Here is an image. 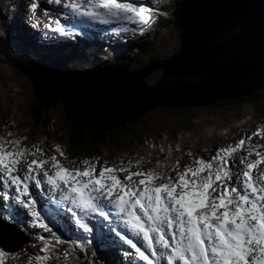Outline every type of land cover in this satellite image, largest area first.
Segmentation results:
<instances>
[{
    "label": "snow or ice",
    "instance_id": "snow-or-ice-1",
    "mask_svg": "<svg viewBox=\"0 0 264 264\" xmlns=\"http://www.w3.org/2000/svg\"><path fill=\"white\" fill-rule=\"evenodd\" d=\"M161 2L151 0L152 6H148L144 0H45L46 4L60 6L59 13L69 22H76L71 30L59 19H51L46 9L42 16L49 22L45 23L38 14L37 0L27 5V12L33 29L43 23L45 29L65 37L82 34L88 23L109 26L115 34L143 35L155 22ZM7 135L11 137L12 133ZM256 136L264 138L261 129L232 145L218 147L207 159L188 153L191 159L183 170L179 156L163 168L160 160L144 168L142 157L135 160V170L131 160L125 166L123 159L101 163L99 157L72 161L73 166L66 168L55 154L47 156L37 145H24V138L2 140L0 184L4 190L0 198L5 208L11 201L28 219L21 221L9 211L0 212V220L49 234H37L45 242L35 255L37 261L51 257L49 245L55 247L52 241L76 245L50 226L51 221L38 208L35 197L39 194L57 206L62 204L80 229L88 234L95 231L100 243L109 240L105 227L108 233L114 232L134 250L136 259L130 264H136V260L145 264H264V170L259 168L264 163V144L253 143ZM149 147L155 149L156 145ZM173 150L180 151L171 146L158 149L169 156ZM56 151L65 156L59 146ZM237 152L245 153L239 163L234 159ZM253 153L257 159H250ZM90 220L97 223L91 224ZM113 221L122 223L144 250L112 227ZM6 255V248L0 246V258ZM64 255L67 258L68 250Z\"/></svg>",
    "mask_w": 264,
    "mask_h": 264
},
{
    "label": "water",
    "instance_id": "water-1",
    "mask_svg": "<svg viewBox=\"0 0 264 264\" xmlns=\"http://www.w3.org/2000/svg\"><path fill=\"white\" fill-rule=\"evenodd\" d=\"M174 56L140 72L80 74L43 66L31 75L46 107L61 101L70 122L93 130L136 122L160 106L243 98L264 88V0H184ZM162 68L154 85L147 76Z\"/></svg>",
    "mask_w": 264,
    "mask_h": 264
},
{
    "label": "rangeland",
    "instance_id": "rangeland-1",
    "mask_svg": "<svg viewBox=\"0 0 264 264\" xmlns=\"http://www.w3.org/2000/svg\"><path fill=\"white\" fill-rule=\"evenodd\" d=\"M164 1L167 3L168 1L172 2L175 0ZM17 6L16 0H0V27L4 29L5 27H11V21ZM173 7V5L170 6V8ZM170 31L171 29L167 30L169 32L167 35V39L169 40L167 51L169 55H173V52L180 47V40L179 35ZM4 34L3 31H0V37L4 36ZM16 55L14 53L12 57L13 61H15ZM100 55L102 58L99 57ZM100 55H96L98 61L107 57L106 55ZM86 58L94 60L95 55L91 57L83 56L79 58L78 62L81 61L84 64V59ZM12 60L0 52V67L2 68H0V117L19 115L23 118V121H26L30 119L29 113L32 112L31 109L38 106V100L33 93L32 86L23 83L30 80L26 77L23 68H20L18 64H14ZM108 63L112 64L109 61ZM161 75V69L153 70L147 77V84H154ZM11 78H13V81H10ZM14 81L17 83L13 88L14 93H11L9 88ZM7 83L9 84L7 85ZM189 108L186 107L183 112L176 113V109L158 107L150 111V116L145 121L140 122L139 126H135L131 130H124L128 128L127 125L121 128L125 136H127L128 142L124 144L119 140L99 144V148L104 151L103 158H100L101 163L104 160L109 161V163L116 162L118 160L116 152L142 148V145L148 139H152L153 142L158 140L166 141L169 146H178L179 149L185 147L192 148L189 151H183V156L187 157L188 153H192L195 157L207 159L215 153L218 147H227L228 144L232 145L234 141H238L242 136H250L257 128L261 129V132L264 133V92L258 99L247 98L245 102L230 100L215 103L210 107L196 106L192 110H188ZM167 109L169 110L167 111ZM51 118L55 119L54 112L51 114ZM188 121L189 123H187ZM8 122H10V119ZM55 122L56 120L51 123L52 125L50 124L48 131L51 133L56 129L59 130L56 134L48 136V139L55 140L56 136H59V140L64 142L69 138V141L73 143L70 138L71 136L68 135L69 130L64 119H59L56 125ZM188 124L189 126L185 127ZM65 125L66 132L63 133L60 129ZM217 136L219 137L218 139ZM260 140H264V138L260 136L253 137V143H259ZM201 144L203 145V150L208 155H204L202 152L198 154L195 151L196 147H199ZM67 146H62V149H65ZM53 147L55 148V146ZM70 152H72L71 147L67 151V157L72 160L75 158V155ZM93 157H96V155L87 156L86 159ZM139 157L141 158V155ZM124 161L125 166H127L129 159H125ZM131 161L133 166L135 162L134 160Z\"/></svg>",
    "mask_w": 264,
    "mask_h": 264
},
{
    "label": "bare ground",
    "instance_id": "bare-ground-1",
    "mask_svg": "<svg viewBox=\"0 0 264 264\" xmlns=\"http://www.w3.org/2000/svg\"><path fill=\"white\" fill-rule=\"evenodd\" d=\"M16 1L18 3V6H17L16 11H15L13 18H12L11 27L10 28L5 27V31H6L5 34L3 32L4 36L0 37V48H1V52L4 55H6L7 52L10 49H13V46H15L16 47L15 54H17V55L15 56V61H13L11 58L12 62H14V64L20 65V68H23L26 77L31 79V81H33L34 76H32L31 74L41 68V66H39L38 63L35 62L36 57L40 56L41 53L44 52V49H46L45 46H47L49 44V40H48L49 37L45 36V28L42 24L39 25L35 29L30 27V25L33 21L30 19L29 15L27 16L25 14L27 13V5L30 2H32V0H16ZM183 1L184 0H182V3H181V11H182ZM177 2H179V1H177ZM40 11H41V6L38 9V12H40ZM168 12H169L170 18L172 17V15L174 16V14L172 13V11L170 9H168ZM0 19H1V17H0ZM63 20H66V18ZM180 20H181V13H180L179 21ZM28 35H29V38H27ZM79 37L85 43L92 46V48H94V50H96V52L91 53V49L88 50L87 53L84 55H81L82 53H79L80 51H75L74 53H71V54L59 53V55H57L56 52H52L51 54L49 53L48 54L49 56L46 57V59L51 60V63L49 62V64L53 65L57 69H62V68L68 69V68H70L71 70H73L75 72H79L80 74H85V75L90 74V72L93 73L95 71H100V70L102 72L106 71V70L109 71L108 67L103 68L102 63H104V66L106 65V66L111 67L112 64L108 63V61H110L112 58H109L107 56L106 58L100 59L98 61L96 59V58H98V57H96L98 50L87 40V38L81 36V34L79 35ZM107 40L110 41L109 38H107ZM75 45L78 46L79 48H80V46H82L79 43V41H75V42H73V45L71 46V48H74ZM74 50H76V49H74ZM99 54H100V52H99ZM93 55H95L94 60H89L86 58V59H84V62H85L84 64H82L81 61L78 62L79 58H81L83 56L91 57ZM76 59H78V60L76 61ZM96 63L98 66H102V67L100 69H94V66ZM32 89H33V93H34L35 97L37 98L33 87H32ZM37 100H38V98H37ZM27 219H28V217L25 215L24 220H27ZM117 244H118V247H120V244L119 243H117ZM63 264H65V262H63Z\"/></svg>",
    "mask_w": 264,
    "mask_h": 264
},
{
    "label": "trees",
    "instance_id": "trees-1",
    "mask_svg": "<svg viewBox=\"0 0 264 264\" xmlns=\"http://www.w3.org/2000/svg\"><path fill=\"white\" fill-rule=\"evenodd\" d=\"M179 2H175L171 5H173V8H169L172 13L174 14V16H172L171 18H169L170 21H164V23H169L171 22L172 24L174 23L175 18H177L175 25L178 27L179 26V19H180V13H181V3L182 0H178ZM176 5V6H175ZM178 6V7H177ZM160 29H162V31H160V34L162 35V32L164 30V27H161ZM50 63L51 60L47 59ZM78 59H76L77 61ZM39 58L36 59V63H38ZM102 65H104V63H102ZM264 92V89L258 91L255 95L251 96V97H246V98H241V99H236L235 102H245V100L247 98H254V99H258L260 97V95ZM225 104V103H224ZM46 106H44L43 104H41L38 101V106H35L32 110V114L33 116H38L39 120L41 119L42 113H43V109ZM41 124H42V120H41ZM41 124L39 125V127L41 126ZM67 128L69 130L68 135L71 136V140H72V145H78V147L80 148H87V149H91L92 147H95V144H97L99 141L104 139V136L108 135L109 133L106 131H90L84 128H81L75 124L71 125V124H67ZM71 131V132H70ZM115 134H119V131H114ZM117 136V135H115ZM75 138V139H74Z\"/></svg>",
    "mask_w": 264,
    "mask_h": 264
},
{
    "label": "clouds",
    "instance_id": "clouds-1",
    "mask_svg": "<svg viewBox=\"0 0 264 264\" xmlns=\"http://www.w3.org/2000/svg\"><path fill=\"white\" fill-rule=\"evenodd\" d=\"M180 24V23H179ZM249 97V96H248ZM243 98H246V97H243ZM236 99H241V98H236ZM236 99H229V101L230 100H233V101H235Z\"/></svg>",
    "mask_w": 264,
    "mask_h": 264
}]
</instances>
